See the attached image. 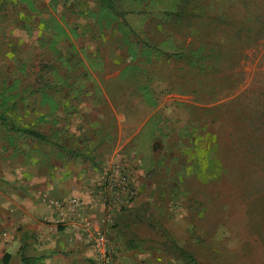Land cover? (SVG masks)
Returning a JSON list of instances; mask_svg holds the SVG:
<instances>
[{"label":"rangeland","instance_id":"374dc122","mask_svg":"<svg viewBox=\"0 0 264 264\" xmlns=\"http://www.w3.org/2000/svg\"><path fill=\"white\" fill-rule=\"evenodd\" d=\"M109 1L0 0V233L123 169L115 264H264V0Z\"/></svg>","mask_w":264,"mask_h":264},{"label":"crops","instance_id":"0c3cea01","mask_svg":"<svg viewBox=\"0 0 264 264\" xmlns=\"http://www.w3.org/2000/svg\"><path fill=\"white\" fill-rule=\"evenodd\" d=\"M81 184L80 193L78 188L75 194H47L55 197L81 196L86 201L87 213L92 211L94 215L100 216L102 213L95 210L91 195L86 193L89 184ZM1 199L3 192L0 188ZM1 205L0 203V208ZM45 214L38 199L30 203L29 199L24 200L19 192L13 191V210L8 211L2 222L8 225L9 231H13V238L5 242L0 252V264H93L91 242L88 239L74 238L66 228L48 225L43 220ZM110 243L112 246L113 243Z\"/></svg>","mask_w":264,"mask_h":264},{"label":"built area","instance_id":"2783aa9c","mask_svg":"<svg viewBox=\"0 0 264 264\" xmlns=\"http://www.w3.org/2000/svg\"><path fill=\"white\" fill-rule=\"evenodd\" d=\"M113 171V170H112ZM106 179L96 182L95 194H88L100 216L87 213V204L81 196L55 197L42 193L38 198L46 211L43 220L55 228L69 230L74 238L88 239L94 253L93 264H113V249L110 243V226L115 209L128 208L135 195L133 181L123 169L113 171ZM112 172V173H113ZM98 191V192H97ZM8 235L0 233V247Z\"/></svg>","mask_w":264,"mask_h":264},{"label":"trees","instance_id":"16d2710c","mask_svg":"<svg viewBox=\"0 0 264 264\" xmlns=\"http://www.w3.org/2000/svg\"><path fill=\"white\" fill-rule=\"evenodd\" d=\"M100 4H102L105 8L109 9L114 15L122 17V14H119L115 8L112 6L109 0H98ZM174 57H180L178 54H173ZM0 125L3 127H6L10 132L19 134L21 136H27L31 139L40 141V142H48L47 138L34 130L26 129V128H21L13 125L7 118H5L3 115H0ZM166 250L168 252H173L176 254L178 257L186 261L188 264H197L194 258L188 254H186L182 249L178 248L177 246L174 245L173 242H169L168 245H166Z\"/></svg>","mask_w":264,"mask_h":264}]
</instances>
